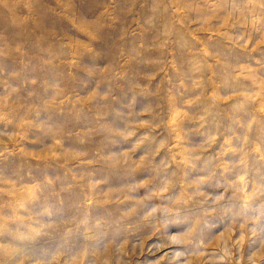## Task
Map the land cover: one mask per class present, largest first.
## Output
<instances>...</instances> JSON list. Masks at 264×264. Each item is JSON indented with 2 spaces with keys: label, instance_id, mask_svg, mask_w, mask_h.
I'll return each instance as SVG.
<instances>
[{
  "label": "rangeland",
  "instance_id": "obj_1",
  "mask_svg": "<svg viewBox=\"0 0 264 264\" xmlns=\"http://www.w3.org/2000/svg\"><path fill=\"white\" fill-rule=\"evenodd\" d=\"M0 264H264V0H0Z\"/></svg>",
  "mask_w": 264,
  "mask_h": 264
}]
</instances>
